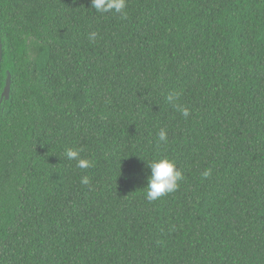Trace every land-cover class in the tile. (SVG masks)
Instances as JSON below:
<instances>
[{"label": "trees", "instance_id": "1", "mask_svg": "<svg viewBox=\"0 0 264 264\" xmlns=\"http://www.w3.org/2000/svg\"><path fill=\"white\" fill-rule=\"evenodd\" d=\"M127 2L0 0V264H264V0Z\"/></svg>", "mask_w": 264, "mask_h": 264}, {"label": "clouds", "instance_id": "2", "mask_svg": "<svg viewBox=\"0 0 264 264\" xmlns=\"http://www.w3.org/2000/svg\"><path fill=\"white\" fill-rule=\"evenodd\" d=\"M127 7V0H91V10L94 9V12L102 15L112 13L113 15L119 16L121 19L127 18ZM98 35L97 32H91L89 34L90 41L95 43ZM179 96L180 93L178 92L169 93L167 101L173 104L180 114L187 119L190 116V109L176 103ZM157 141L163 146L168 144V133L166 129L161 128L159 130L157 133ZM83 151V148H67L64 151V156L67 160L75 161L77 168L88 169L92 167V163L89 159L81 156ZM146 162L148 168H150V175L147 178V186L144 188L146 190V200L152 202L178 190L180 182L184 179V175L178 168L175 160L164 156L155 157ZM210 175L211 169H207L203 172L205 178ZM81 183L87 185L89 183V177L83 176L81 178Z\"/></svg>", "mask_w": 264, "mask_h": 264}, {"label": "water", "instance_id": "3", "mask_svg": "<svg viewBox=\"0 0 264 264\" xmlns=\"http://www.w3.org/2000/svg\"><path fill=\"white\" fill-rule=\"evenodd\" d=\"M3 59V43H2V34H1V28H0V60ZM11 88H12V75L10 72H8V76L6 79V84L1 96V102L7 101L10 99L11 95Z\"/></svg>", "mask_w": 264, "mask_h": 264}]
</instances>
